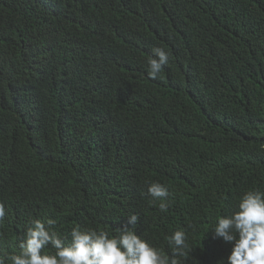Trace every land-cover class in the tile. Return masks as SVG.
<instances>
[{"label": "trees", "instance_id": "obj_1", "mask_svg": "<svg viewBox=\"0 0 264 264\" xmlns=\"http://www.w3.org/2000/svg\"><path fill=\"white\" fill-rule=\"evenodd\" d=\"M155 47L169 62L151 79ZM249 190L264 193V0H0L5 264L33 219L67 243L131 215L163 255L183 230L181 264H225L209 232Z\"/></svg>", "mask_w": 264, "mask_h": 264}, {"label": "clouds", "instance_id": "obj_2", "mask_svg": "<svg viewBox=\"0 0 264 264\" xmlns=\"http://www.w3.org/2000/svg\"><path fill=\"white\" fill-rule=\"evenodd\" d=\"M148 60L147 75L157 79L169 62V54L161 47L152 50ZM148 195L160 200L159 208H168V190L158 182L148 186ZM5 217V207L0 203V221ZM53 219L31 220L20 251L10 257V264H181L177 257L186 255L189 245L186 232L176 230L169 237L173 255H163L156 247L133 230L138 217L131 215L118 235L106 231L74 226L69 242L53 230ZM211 239L230 245L225 264H264V193L249 190L240 197L236 209L229 215L219 216L212 227ZM208 233V234H209ZM0 264L5 259L0 257Z\"/></svg>", "mask_w": 264, "mask_h": 264}]
</instances>
